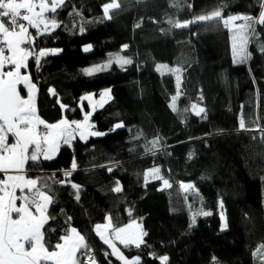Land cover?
Wrapping results in <instances>:
<instances>
[{"label": "trees", "instance_id": "1", "mask_svg": "<svg viewBox=\"0 0 264 264\" xmlns=\"http://www.w3.org/2000/svg\"><path fill=\"white\" fill-rule=\"evenodd\" d=\"M111 1L65 0L55 14L60 26L37 43L60 52L43 58L38 70L30 62L38 114L46 122L80 119L88 110L86 102L80 105L82 95L110 90L91 117L105 135L75 138L51 160L27 163V175L45 182L43 190L54 201L45 229L49 250L75 228L100 264H123L105 256L111 251L93 230L109 215L114 227L135 221L147 234L139 248L114 242L140 264H162V256L166 264H264V141L256 130L264 129V25L249 38L250 58L235 63L231 25L225 28L223 20L183 29L167 23L215 10L224 19L258 18L261 0H116L121 10L104 20L103 5ZM87 45L92 47L85 52ZM110 55L132 63H113L92 76L82 71L107 63ZM177 75L179 114L169 106L178 92ZM193 104L206 110L205 118L194 114ZM242 114L248 130L239 128ZM118 123L123 127L115 128ZM153 140L160 146L155 154L146 151ZM153 168L162 179L149 175L146 182ZM181 183H192L211 213L197 217L194 226ZM72 184L79 186V199ZM117 184L119 193L113 191Z\"/></svg>", "mask_w": 264, "mask_h": 264}, {"label": "snow or ice", "instance_id": "2", "mask_svg": "<svg viewBox=\"0 0 264 264\" xmlns=\"http://www.w3.org/2000/svg\"><path fill=\"white\" fill-rule=\"evenodd\" d=\"M144 0H136L137 4ZM65 0H0V174H4L0 179V264H82L81 256H87L89 264H96L95 257L91 254L92 249L87 243L86 237L81 235L75 228H70L68 234L63 235L54 246V250L49 251L45 229L49 222V206L54 203L52 197L43 189L47 187L46 183L40 180L26 178L22 173L25 164L28 161H37L41 156L45 160H51L59 150L61 143L68 145L75 138L77 132L81 139H87L88 136H103L105 133L97 131H88L94 126L89 123L91 113H86L84 120L72 121L61 120L56 124H47L40 119L35 107V89L36 85L31 82L28 75H22L21 69L28 67L30 57H34L39 67L43 58L49 55H56L60 49H41L38 54L30 50L28 45L45 33H50L60 25L57 23V10L62 8ZM175 6V2H174ZM189 8L192 5H188ZM38 9V10H37ZM114 10H121V5L112 0L103 5V19L111 20L110 14ZM51 14V19H49ZM223 20L225 28L232 31V51L235 63L246 62L250 58L247 51L249 38L257 35V25H264V0H261V11L258 18L250 15H233L224 19L221 10H215L208 14L195 16L191 20L180 22L169 19L167 23L171 28L183 29L189 28L194 24L219 23ZM235 21H243L241 24ZM42 26V27H41ZM139 27V25H137ZM30 29H35L36 35L33 36ZM81 33L85 31L80 28ZM91 45L84 47V51L91 50ZM127 48V45L123 46ZM264 52V47H261ZM8 53L7 55L5 53ZM117 63L123 68L131 64L130 59L121 56H109L107 63L98 64L82 71L85 75L92 76ZM6 67L11 70L5 71ZM160 67L157 66V70ZM170 72L179 74L180 68L169 69ZM23 84L28 90L27 98L20 95L17 90L18 84ZM180 76L177 75L176 96L172 97V103L169 105L172 111L179 114L176 107V101L181 95L179 92ZM49 92L55 95L54 89ZM110 90L101 93V97L108 96ZM83 99L91 101V96ZM202 99V97H201ZM61 107H64L61 105ZM188 110L185 109V112ZM192 111L196 116L205 118L206 110L203 107L192 105ZM75 125V127H73ZM40 126H43L41 129ZM123 127L117 124L115 128ZM239 128L246 129L243 114L241 115ZM262 133L261 140L264 141V129L257 127ZM10 136L14 138V143L9 144ZM151 148L147 152L155 154L160 150L159 141L150 142ZM191 158V157H190ZM73 169L76 163L73 161ZM111 170V169H109ZM160 169L153 168L145 173L147 177L151 175L154 179H162L159 175ZM70 175V173L65 174ZM165 187H171L167 180L163 181ZM77 189V199H79V186L72 184ZM181 188L190 191L194 188L192 184H181ZM19 191V195H17ZM119 193L122 191L119 184L113 189ZM19 201V206H17ZM223 205L221 204V207ZM211 215L209 212H198L192 217V225H195L197 215ZM221 220H224L223 214ZM107 223L97 224L95 233L105 245L111 248L108 255L116 257L123 264H140V258L127 259L123 252L113 243L112 237L119 241L125 248L134 245L139 248L143 243V237L147 235L142 230L129 232L135 221L124 228H116L112 224V218L106 217ZM226 223L222 224V230L226 228ZM139 228V225H137ZM110 231L109 235L105 233ZM264 248V245L261 246ZM260 253V249L254 252V255ZM162 264H166L168 257H159Z\"/></svg>", "mask_w": 264, "mask_h": 264}, {"label": "rangeland", "instance_id": "3", "mask_svg": "<svg viewBox=\"0 0 264 264\" xmlns=\"http://www.w3.org/2000/svg\"><path fill=\"white\" fill-rule=\"evenodd\" d=\"M112 2V1H111ZM110 3V2H109ZM260 11H261V5H260ZM260 11H259V13H260ZM106 90V89H105ZM104 90V91H105ZM103 91V92H104ZM91 96V101H89L88 99H83L84 97H86V96ZM104 99H106L107 97L105 96V97H103ZM102 97L101 98H99L98 100H95V97L93 96V95H91V94H89V93H86V94H84V95H82L81 97H80V105L81 106H83L82 105V102L85 100V101H87L88 102V104H89V110H85V109H83V113H82V118H80V119H77V120H75V121H83L84 120V116H85V114L86 113H91V116L90 117H92V114H93V111L95 110V104H97V106H101L102 105V103L104 102V101H102V100H104ZM89 123H91V124H93L92 123V121H91V118H89ZM118 124H120V123H118ZM117 125V124H116ZM88 131H92L91 129H89ZM80 135V134H79ZM89 137H91V136H88V138ZM87 138V139H88ZM81 139V138H80ZM87 139H81V141H86ZM182 184V183H181ZM183 184H192V183H183ZM193 185V184H192ZM184 190V189H183ZM185 191V190H184ZM185 193H186V195H187V198H188V201H189V207H190V210H191V213H192V217H193V215L194 214H196V213H198V212H208V211H206L205 209H204V207H203V200H202V197L200 196V194L197 192V190L195 189V188H193L192 190H190V191H185ZM223 214V216H224V220L222 221L221 220V228H222V224H224V223H226V221H225V215H224V213H223V211H220V218H221V215ZM202 214H200V215H197L196 216V218L197 217H199V216H201ZM106 217H109V215H107ZM106 217H105V220L103 221V222H99V223H96V224H94V226H96L97 224H100V225H104V224H106L107 223V221H106ZM132 223V222H131ZM130 223V224H131ZM129 225V224H128ZM137 225H139L138 223H135V224H133V226H132V228L131 229H128V231L129 232H136V231H140V230H142L141 229V227H140V225H139V228H137ZM94 226H93V230H94ZM127 226V225H126ZM125 226H123V227H121V228H124ZM110 231L111 230H108L105 234L106 235H109L110 234ZM96 234V233H95ZM99 237V236H98ZM112 239H113V243L115 242V241H118V240H116L114 237H112ZM101 240V239H100ZM102 241V240H101ZM103 242V241H102ZM108 247V246H107ZM109 248V247H108ZM109 250L111 251V248H109ZM129 260H131V259H129Z\"/></svg>", "mask_w": 264, "mask_h": 264}, {"label": "crops", "instance_id": "4", "mask_svg": "<svg viewBox=\"0 0 264 264\" xmlns=\"http://www.w3.org/2000/svg\"><path fill=\"white\" fill-rule=\"evenodd\" d=\"M38 3V2H37ZM38 10V9H37ZM42 27V26H41ZM32 29H30V32L32 33V31H31ZM27 47H31V45H28ZM6 55L8 54L7 52L5 53ZM5 71H9V70H11V68L10 67H6L5 69H4ZM21 74L22 75H28L29 77H30V80H31V82L32 83H34L35 85H36V89H35V107H36V112H37V115L39 116V118L40 119H42L41 117H40V115L38 114V106H37V95H38V85L36 84V82L32 79V77H31V73H30V62H28V67L27 68H22L21 69ZM106 90H109L108 88H105ZM105 89H102L97 95H94V93H92V92H90L89 94H91V95H93L94 97H95V100H98L99 98H101V93H103V91L105 90ZM17 90L20 92V95L22 96V97H24V98H27V96H28V90H27V88L21 83V84H18L17 85ZM107 98L106 99H104V100H102V101H104V102H106L107 101V99L109 98V94H108V96H106ZM84 102H86V104H87V106H88V110H89V104H88V102L87 101H85L84 100ZM103 102V103H104ZM102 103V104H103ZM100 106V105H99ZM99 106H97V104H95V109L97 108V107H99ZM91 118V117H90ZM67 120L69 123H71L72 121H70V120H68L67 118H65L64 116L63 117H61L59 120H57V121H55V122H46L47 124H56V123H58L59 121H61V120ZM43 120V119H42ZM75 121V120H74ZM91 124V123H90ZM73 127H75V125H73ZM75 138H78V139H80V135H79V132H77L76 133V135H75ZM74 138V139H75ZM73 140V139H72ZM71 140V141H72ZM81 140V139H80ZM15 141H14V138H12L11 136H10V138H9V141H8V143L9 144H12V143H14ZM71 143V142H70ZM62 144V143H61ZM58 152V151H57ZM57 152L55 153V155L57 154ZM55 155L53 156V157H55ZM40 158H43V156H41ZM39 158V159H40ZM44 159V158H43ZM28 163V162H27ZM27 163L25 164V169H24V172L22 173L23 175H25L26 176V178H28V179H33V180H37V178L36 177H33V176H28L27 175V168H26V166H27ZM3 178H5L4 177V174H0V179H3ZM20 193H19V191H17V195H19ZM19 201H17V206H19ZM94 232H95V226H94ZM60 242H62V241H60ZM107 246V245H106ZM52 250H54V249H52ZM52 250H49V251H52ZM49 264H51V262H49Z\"/></svg>", "mask_w": 264, "mask_h": 264}, {"label": "built area", "instance_id": "5", "mask_svg": "<svg viewBox=\"0 0 264 264\" xmlns=\"http://www.w3.org/2000/svg\"><path fill=\"white\" fill-rule=\"evenodd\" d=\"M37 2H38V0H37ZM31 31H32V35L35 36V35H36L35 29H32ZM38 39H39V37L34 41L33 44H31V47L29 48L30 50H34V52L37 53V54H38V52L41 50V48H39V47L37 46ZM29 62H31V63L33 64V68H34V70H38V69H39V67H38L37 64H36V61H35L34 57H30V58H29ZM40 127H41V129H43V126H40ZM91 130H92V131H96V128L93 127V128H91ZM90 248H91V247H90ZM91 249H92V248H91ZM91 254L95 257L96 264H100V263L98 262L96 256H95V254H94L93 249H92V253H91ZM80 260L82 261V264H89V261H88L87 256H81V257H80Z\"/></svg>", "mask_w": 264, "mask_h": 264}]
</instances>
